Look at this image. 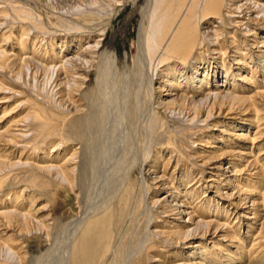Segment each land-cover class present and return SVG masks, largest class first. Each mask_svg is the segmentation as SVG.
<instances>
[{"label": "bare ground", "instance_id": "1", "mask_svg": "<svg viewBox=\"0 0 264 264\" xmlns=\"http://www.w3.org/2000/svg\"><path fill=\"white\" fill-rule=\"evenodd\" d=\"M48 1L0 0V264H264V0H142L125 69L141 0Z\"/></svg>", "mask_w": 264, "mask_h": 264}, {"label": "rangeland", "instance_id": "2", "mask_svg": "<svg viewBox=\"0 0 264 264\" xmlns=\"http://www.w3.org/2000/svg\"><path fill=\"white\" fill-rule=\"evenodd\" d=\"M48 2L52 4L51 6L55 11V9L57 8H64L66 6L71 5L73 1L49 0ZM141 4L142 0L138 1V3L134 7L131 4H127L123 8H121L113 22L112 30H110L106 36L104 46L107 45L110 41H112V55L117 57V62L120 69H125L129 67L130 60L135 51L137 50V43L141 30V18L137 11L140 8ZM55 6L56 8H54ZM59 200L58 202L61 206V210L59 211V213H66V217L69 218L71 216L69 210L72 207L71 199L67 197H62ZM38 201L41 207L48 206L49 212H54L56 205V197L50 196L48 198L46 197ZM30 244L32 247V252L36 253L39 250L40 240L33 237L30 240ZM54 260L55 258L52 261Z\"/></svg>", "mask_w": 264, "mask_h": 264}]
</instances>
